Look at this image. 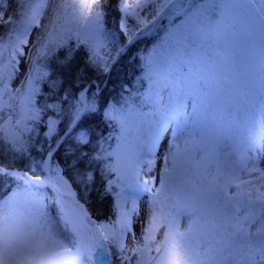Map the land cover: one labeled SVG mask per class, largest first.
<instances>
[{
	"label": "snow or ice",
	"instance_id": "snow-or-ice-1",
	"mask_svg": "<svg viewBox=\"0 0 264 264\" xmlns=\"http://www.w3.org/2000/svg\"><path fill=\"white\" fill-rule=\"evenodd\" d=\"M125 59L140 87L84 84ZM257 60L264 93V0H0V205L55 227L81 264L109 247L121 264H264V136L222 147L208 114L210 92L254 97ZM73 183L110 216L93 220Z\"/></svg>",
	"mask_w": 264,
	"mask_h": 264
},
{
	"label": "rangeland",
	"instance_id": "rangeland-1",
	"mask_svg": "<svg viewBox=\"0 0 264 264\" xmlns=\"http://www.w3.org/2000/svg\"><path fill=\"white\" fill-rule=\"evenodd\" d=\"M216 2L220 3L222 0H216ZM224 2H227V0H224ZM213 16L215 18V13ZM106 25L108 26L107 19ZM110 27L113 29L117 27V14L115 12L110 14ZM152 44L150 47H152ZM261 72L262 66L257 60L252 67V76L255 80L253 84L256 90L255 95L251 99L242 100L238 105L230 106L228 103H216L213 100V96L216 93L210 92L208 94V114L211 117L214 128L221 134L222 147H239L250 136H255L257 139L264 136V93L260 92ZM214 87L220 94L226 93L228 82L225 78H218ZM189 104H191V101H189ZM46 191L49 196L53 195L51 188L46 189ZM48 204L50 212L55 214V208L51 207L50 200ZM17 219L20 218L11 204L1 205L0 221ZM187 219V216L182 217V222L186 223ZM103 251V249L95 250L92 264H121L120 258L113 248L109 247L107 252L101 255Z\"/></svg>",
	"mask_w": 264,
	"mask_h": 264
},
{
	"label": "clouds",
	"instance_id": "clouds-1",
	"mask_svg": "<svg viewBox=\"0 0 264 264\" xmlns=\"http://www.w3.org/2000/svg\"><path fill=\"white\" fill-rule=\"evenodd\" d=\"M173 259L183 261L179 248ZM0 264H81V260L55 227L32 226L17 219L0 221Z\"/></svg>",
	"mask_w": 264,
	"mask_h": 264
},
{
	"label": "trees",
	"instance_id": "trees-1",
	"mask_svg": "<svg viewBox=\"0 0 264 264\" xmlns=\"http://www.w3.org/2000/svg\"><path fill=\"white\" fill-rule=\"evenodd\" d=\"M111 13H109L108 18H107L108 27H110V14ZM152 42L153 41L151 38L145 41H141L138 45L134 47L133 52L139 51L140 53H143L145 49L150 48ZM60 55H63V53H60ZM83 58H84V53L80 52L75 62L76 65L83 66ZM140 72H141V68L138 63H132L131 61L125 59L123 61L122 67L119 69V76H117L116 73H113L111 79L105 81V78L103 76L98 75L92 71H89L84 81V84H87L93 81L96 83H100V86L104 89V97L105 98H115L117 93L120 91L121 84L123 83L127 82L131 84V82L135 79L137 81L136 87H140V82H139ZM74 75H75V69H73L72 74H69L67 72L63 73L64 79H65V86L72 84V79ZM93 87H95V85H93ZM89 123L94 129L98 127L100 128V130L104 131L105 134L107 135V132L109 130L105 129L104 126L100 124L98 120L90 121ZM41 131H43V129H41ZM41 142L43 141L41 140ZM17 168H19L21 171L26 170L24 162L18 163ZM69 180L71 182L70 177H69ZM72 188L74 191L77 192L78 199H80L81 203L85 204V207L93 220L103 221L107 217L110 216V211H109L110 205L108 201H104V202L99 201L97 199L95 192H93L90 197H84L81 194V190L77 188V186L74 183L72 184Z\"/></svg>",
	"mask_w": 264,
	"mask_h": 264
}]
</instances>
